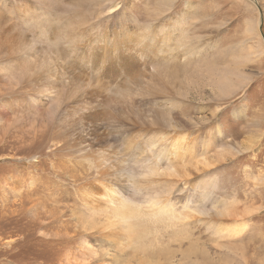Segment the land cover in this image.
<instances>
[{"label": "bare ground", "instance_id": "obj_1", "mask_svg": "<svg viewBox=\"0 0 264 264\" xmlns=\"http://www.w3.org/2000/svg\"><path fill=\"white\" fill-rule=\"evenodd\" d=\"M176 1L156 0L155 18L141 25L138 17H129L130 26L122 24L128 14L116 0L4 4L0 77L12 90L16 85L31 86L30 108L35 113L47 109L50 124L79 155L75 163L85 168V175L93 174L73 192L81 207L71 215L75 223L64 226L62 235L52 233L51 241L59 245L79 237L78 250H68L63 264L215 262L207 246H201V236L191 239L193 225L217 235L219 249L222 238L247 239L242 240L249 223L241 215L239 200L218 196V174L211 173L238 154L254 152L252 141L240 150L220 147L218 142L226 139L220 124L208 126L204 135L190 133L169 114L180 115L189 95L208 90L220 100L228 99L251 83L253 77L244 73L240 58L263 65L261 21L258 13L245 21V39L229 50L234 60L224 65L221 56L208 60L215 52L203 48L200 37L187 30L189 18L206 14L209 5L188 1L177 18L167 16L166 23H160ZM241 1L253 8L263 2ZM94 4L100 7L95 18L89 13ZM58 7H63L61 15L54 11ZM31 29L32 35L26 33ZM234 116L245 118L246 108L235 110ZM261 120L264 124V116ZM39 134L44 138L46 133L35 132L32 139ZM57 169L62 170L61 163L54 165ZM68 177L74 180L76 175ZM176 195L184 197L177 201ZM70 228L72 235L67 233ZM242 247V255L238 246L228 251L227 261L253 264L250 252L255 248L247 240Z\"/></svg>", "mask_w": 264, "mask_h": 264}, {"label": "rangeland", "instance_id": "obj_2", "mask_svg": "<svg viewBox=\"0 0 264 264\" xmlns=\"http://www.w3.org/2000/svg\"><path fill=\"white\" fill-rule=\"evenodd\" d=\"M26 1L2 2L0 10L4 13L0 12V20L6 16L4 6L7 3L10 6L16 3L26 4ZM62 1L67 5L73 0ZM188 1L209 5L206 14H201L196 19L189 18L187 25L191 36L200 37L203 48L212 54L215 52L214 56L207 57L208 60L221 56L220 60L224 65H227L229 60L233 62L229 50L239 46L245 39L243 36L245 21L255 19L253 17L257 13L264 34V0L255 8L247 3L245 5L241 0H177L164 17H160V23H166L167 16L177 18ZM155 2L156 0H116V4L122 9L125 7L128 14L125 21H121L122 24L130 26L129 23L132 22L130 18L134 16L140 19V23L136 22L141 25L145 24L144 21L155 18L152 16ZM62 8L54 9L57 15L63 13ZM99 8L94 4L89 13L92 12L95 18L99 15ZM254 9L257 10L253 11ZM112 23L118 25V20L113 19ZM26 33L32 35L34 31L31 29ZM238 50L242 51L244 48ZM243 61L244 59L240 58L244 73L253 77L249 86L245 85L228 99L220 100L208 90L195 93L194 96L189 95L185 100L186 109L181 111L180 115L172 111L169 117L177 119L175 122L183 129H187V132L202 135L206 134L208 126L220 124L226 137L218 142L220 147L235 146L240 150L243 144L249 141L251 144L252 141L254 152L238 154L234 161L220 166L211 173V176L215 177L218 174L221 186L217 191L218 196L239 200L241 215L245 216L249 223V229L242 240L247 237L245 240L253 245L252 249L255 248L254 253L253 250L250 252L254 255L253 264H264V124L261 120L264 116V60L263 65L259 64V60L251 64ZM2 79L0 77V264H63L68 250L74 253L78 250L79 237L71 244L59 245L51 241L54 239L52 233L56 231L62 235L65 233L62 231L64 226L75 223V218L71 215L73 210L81 208L74 195L75 190L78 185L91 179L93 174L85 175V168L75 163L79 155H75L69 148L67 137L59 133V129L53 123L50 124L46 116L47 109L35 113L30 108L29 100L33 92L31 86L16 85L12 90L10 85L6 87L7 84ZM240 108H246L245 118L238 119L234 116L235 110ZM34 113L38 115L35 116ZM40 131L46 133L44 138L39 134L36 140L32 139L35 132ZM254 131L259 135L251 133ZM68 159L73 161L72 165L68 164ZM59 163L62 170H53L54 165L58 166ZM69 175L76 177L72 180ZM53 192L61 196L55 195V198H52L50 193ZM183 197L176 195L177 201ZM50 211H54L55 215L53 216ZM193 226L194 236L191 239L202 237L201 246H207L210 252L209 259L215 260L211 261V264H236L234 260L227 261L228 251L238 246L240 249L238 252L242 255L245 240L234 242L222 238L219 242L223 247L219 249L215 246L217 235L214 237L210 233L205 234ZM201 228L205 230L203 226ZM73 232L74 228L67 231L70 235ZM181 257L179 254V258ZM222 258H226L224 262Z\"/></svg>", "mask_w": 264, "mask_h": 264}]
</instances>
